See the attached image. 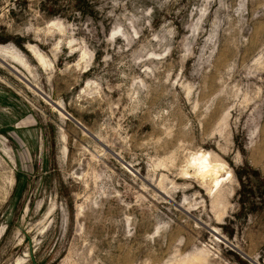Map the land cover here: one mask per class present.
<instances>
[{"label": "rangeland", "instance_id": "rangeland-1", "mask_svg": "<svg viewBox=\"0 0 264 264\" xmlns=\"http://www.w3.org/2000/svg\"><path fill=\"white\" fill-rule=\"evenodd\" d=\"M0 57V264H264V0H0Z\"/></svg>", "mask_w": 264, "mask_h": 264}, {"label": "bare ground", "instance_id": "bare-ground-1", "mask_svg": "<svg viewBox=\"0 0 264 264\" xmlns=\"http://www.w3.org/2000/svg\"><path fill=\"white\" fill-rule=\"evenodd\" d=\"M12 56L15 57V54L12 53ZM15 58L23 62L19 57ZM188 162L191 169L194 170V174H199L202 179H209L214 184L218 183L220 172L225 168L224 163L213 160L210 154L202 152L193 155Z\"/></svg>", "mask_w": 264, "mask_h": 264}, {"label": "water", "instance_id": "water-1", "mask_svg": "<svg viewBox=\"0 0 264 264\" xmlns=\"http://www.w3.org/2000/svg\"><path fill=\"white\" fill-rule=\"evenodd\" d=\"M0 60H1L4 64H6L9 68H11L13 71L19 73L18 71H16V69H15V67H14L13 65H11V64L8 63V62H5V60H3V58L0 57ZM20 75H21V74H20Z\"/></svg>", "mask_w": 264, "mask_h": 264}]
</instances>
